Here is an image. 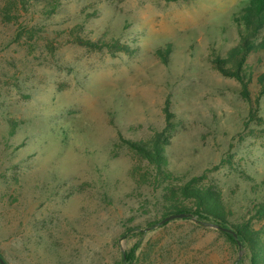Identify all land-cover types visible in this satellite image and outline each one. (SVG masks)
<instances>
[{
  "label": "rangeland",
  "instance_id": "1",
  "mask_svg": "<svg viewBox=\"0 0 264 264\" xmlns=\"http://www.w3.org/2000/svg\"><path fill=\"white\" fill-rule=\"evenodd\" d=\"M246 2L17 0L6 23L0 0L7 264H264L192 214L158 225L189 204L179 191L192 180L223 196L233 223L264 198V96L254 86L244 100L213 64ZM103 41L128 49L86 45ZM163 131L160 169L125 143Z\"/></svg>",
  "mask_w": 264,
  "mask_h": 264
},
{
  "label": "trees",
  "instance_id": "2",
  "mask_svg": "<svg viewBox=\"0 0 264 264\" xmlns=\"http://www.w3.org/2000/svg\"><path fill=\"white\" fill-rule=\"evenodd\" d=\"M16 10L17 0H4V5L1 9L3 21L6 23L16 21ZM233 19L238 27V41L227 51L225 56L215 57L213 64L222 77L237 80L241 86V97L244 100L249 101L251 99L254 86L257 88V97H263L264 0H247L243 7L234 14ZM86 45L94 48L128 49L127 45H121L117 42L111 44L107 41L98 44L88 42ZM166 112V131H168L171 129L173 115L168 107L166 108ZM166 131L154 134L148 141H125V143L140 153L149 164L160 169L164 162L166 149L169 146L168 139L164 138ZM262 186H264V178ZM179 193L189 204L187 205L184 201L173 205L175 214H192L196 217L198 225L207 226V224H214L229 228L237 234V240L229 232L218 231L228 237L237 246H239L238 241H240L241 246L239 247L247 248L252 256L254 254L257 255V253L264 254L260 248L261 243L259 240L260 235L264 234V228L259 230L254 229V221L261 222L264 220V198L261 199L259 204L252 207L251 214L254 212L252 217H249L247 220L242 218L238 223H233L234 212L219 192L209 187H201L192 180L183 184L180 187ZM192 215L190 218L185 219L191 220L193 218ZM136 249L137 245L127 253L126 259L128 261L131 262L134 259ZM0 259H3L1 254ZM252 261L253 264H257L255 258H252Z\"/></svg>",
  "mask_w": 264,
  "mask_h": 264
},
{
  "label": "water",
  "instance_id": "3",
  "mask_svg": "<svg viewBox=\"0 0 264 264\" xmlns=\"http://www.w3.org/2000/svg\"><path fill=\"white\" fill-rule=\"evenodd\" d=\"M190 217H191V215H187L186 213H176V214H172V215L168 216L165 219H162V221L159 222L158 225H163V224L165 225L166 223L171 222V221L176 220V219H182V218H186L187 219V218H190ZM207 226H209L211 228H215V229L220 230V231L229 232V234L233 235L236 240L238 239L237 234L234 233L229 228H224V227H221V226H218V225H214V224H207ZM238 243H239V246H241V242L238 241ZM0 262H1V264H6L3 259H0Z\"/></svg>",
  "mask_w": 264,
  "mask_h": 264
}]
</instances>
